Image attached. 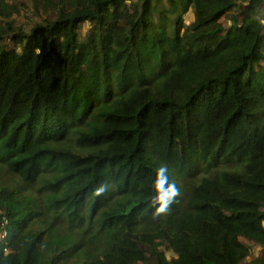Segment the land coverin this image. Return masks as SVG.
Masks as SVG:
<instances>
[{
	"label": "trees",
	"instance_id": "obj_1",
	"mask_svg": "<svg viewBox=\"0 0 264 264\" xmlns=\"http://www.w3.org/2000/svg\"><path fill=\"white\" fill-rule=\"evenodd\" d=\"M19 3L0 264H264V0Z\"/></svg>",
	"mask_w": 264,
	"mask_h": 264
},
{
	"label": "rangeland",
	"instance_id": "obj_2",
	"mask_svg": "<svg viewBox=\"0 0 264 264\" xmlns=\"http://www.w3.org/2000/svg\"><path fill=\"white\" fill-rule=\"evenodd\" d=\"M11 1H13V2H16V3H18V4H20L19 2H21V1H24V0H11ZM162 252H163V250H162ZM171 255H174V253L173 252H169Z\"/></svg>",
	"mask_w": 264,
	"mask_h": 264
}]
</instances>
